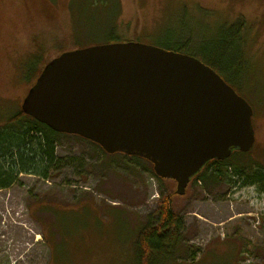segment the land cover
Here are the masks:
<instances>
[{"label": "rangeland", "instance_id": "rangeland-1", "mask_svg": "<svg viewBox=\"0 0 264 264\" xmlns=\"http://www.w3.org/2000/svg\"><path fill=\"white\" fill-rule=\"evenodd\" d=\"M236 26L243 71L221 75L252 107L256 142L220 182L173 200L182 227L167 264H264V193L236 175L264 172V0H0V127L63 53L112 41L176 52L190 42L182 54L217 52L227 66L221 34ZM57 155L48 180L21 175L0 192V264H137L160 191L177 184L157 180L146 160L72 136Z\"/></svg>", "mask_w": 264, "mask_h": 264}, {"label": "water", "instance_id": "water-1", "mask_svg": "<svg viewBox=\"0 0 264 264\" xmlns=\"http://www.w3.org/2000/svg\"><path fill=\"white\" fill-rule=\"evenodd\" d=\"M22 111L109 155L153 164L185 194L212 160L255 145L253 109L200 60L137 43L63 53L46 65Z\"/></svg>", "mask_w": 264, "mask_h": 264}, {"label": "trees", "instance_id": "trees-1", "mask_svg": "<svg viewBox=\"0 0 264 264\" xmlns=\"http://www.w3.org/2000/svg\"><path fill=\"white\" fill-rule=\"evenodd\" d=\"M221 36L222 52L231 56L230 65L226 66L224 61H222L223 56L217 54V52L212 53L213 55L205 56L191 51L187 56L200 60L220 75L230 69L231 72L238 68L243 71V54L241 52L243 41L240 28L237 26L232 27V29L230 28L223 32ZM108 44H115V42L112 41ZM189 45L190 42L173 50L182 54L181 51L186 49L185 47H189ZM164 50L169 51L172 49ZM41 73L36 76L35 83ZM222 78L224 77L222 76ZM69 136L71 135L53 131L45 124L26 115L23 111L8 119L5 125L0 127V192L17 184L21 175H34L48 180L60 164L57 148L61 140ZM72 137L80 138L78 136ZM80 139L99 148L103 154L109 155L97 144L83 138ZM246 154L236 152L227 160H212L210 167L206 170L204 168L191 180L185 194H180L173 189L168 190L167 187L161 189L162 198L158 209L154 212L155 221L149 222L140 232L136 242L137 264H167L168 260L176 254L182 227L181 218L171 207L173 200L178 197H185L192 186L197 185V183L220 182L224 178L225 173L227 174L230 169L232 170L230 160L236 156H244ZM133 157L143 159L136 156ZM147 162L152 166V175L157 180L177 184L173 180H165L158 177L154 171L153 164L149 161ZM258 167L264 170L262 166ZM236 175H238L239 180H245L243 185H257L259 191L264 193V172L261 170L253 169L250 175L245 174L243 171H236Z\"/></svg>", "mask_w": 264, "mask_h": 264}, {"label": "flooded vegetation", "instance_id": "flooded-vegetation-1", "mask_svg": "<svg viewBox=\"0 0 264 264\" xmlns=\"http://www.w3.org/2000/svg\"><path fill=\"white\" fill-rule=\"evenodd\" d=\"M219 74V73H218ZM220 75V74H219ZM236 152H239V151H235L234 153H236ZM229 159V158H228ZM227 160V159H226ZM210 162L209 163H207V165L204 167L205 169L204 170H206L208 167H210Z\"/></svg>", "mask_w": 264, "mask_h": 264}]
</instances>
